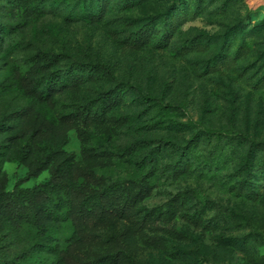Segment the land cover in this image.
<instances>
[{"label":"rangeland","instance_id":"1","mask_svg":"<svg viewBox=\"0 0 264 264\" xmlns=\"http://www.w3.org/2000/svg\"><path fill=\"white\" fill-rule=\"evenodd\" d=\"M174 8L179 13L185 8L187 15L166 45L153 42L134 47L127 41L139 26ZM263 20L264 0H148L93 23L68 22L53 14L41 16L26 38L30 46L3 66L5 69L23 71L26 55L43 51L67 55L70 62L100 63L114 81L98 78L67 90L43 110L21 120V133L43 117L50 128L35 139L28 155L24 154L28 150L24 139L8 138L12 145L0 157V187L11 191L16 185L31 188L47 181L48 171L29 179L28 163L51 142L65 143L63 150L74 155L76 167L99 173L105 170L118 179L129 172V157L121 156L120 151L135 141L153 143L135 154L141 160L160 140L186 147L197 139L189 173L174 178L177 157L169 153L161 157L156 189L143 208L167 209L178 197L189 201V213L202 209L211 224L191 223L183 213L168 225L158 222L161 230L147 234H158L171 244L140 245L135 238L137 264H264V189L258 198L249 200L233 193L228 183L240 172L241 157L248 149V145L229 144L230 137L240 135L245 144H264V31L248 34ZM200 38H204L202 45L183 48ZM242 44L247 48L240 50ZM117 86L130 89V100L116 107L105 122L71 120L78 105L95 92ZM141 95L154 101L143 103ZM13 99V95L0 99V117ZM122 115L134 116L118 122ZM211 159L221 163L218 171L209 170ZM130 225L123 221L119 227ZM170 229L189 238L170 237L165 232ZM18 254L0 243V259Z\"/></svg>","mask_w":264,"mask_h":264},{"label":"trees","instance_id":"2","mask_svg":"<svg viewBox=\"0 0 264 264\" xmlns=\"http://www.w3.org/2000/svg\"><path fill=\"white\" fill-rule=\"evenodd\" d=\"M147 1L0 0V99L5 95L14 98L0 117V157L12 145L7 143L9 137L24 139V148L28 149L24 154L31 153L35 139L50 128L49 121L43 117L26 133H21L19 123L33 112L43 110L55 96L98 78L114 81L112 73L100 63L70 62L67 55L43 51L29 52L23 62V71L16 73L5 69L3 66H8L14 56L30 46L26 38L34 30L36 20L45 14H53L68 22H101L111 13L125 12ZM186 15L185 8L181 13L176 8L163 10L139 26L127 41L134 47L153 42L166 45ZM259 31H264V20L259 26L251 27L248 34L253 36ZM203 39L183 48L195 47ZM224 43L226 45V40ZM244 48L247 46L242 44L239 49ZM129 94L130 89L126 86L99 90L78 105L71 120L84 124L105 122L116 107L130 100ZM140 98L143 103L154 101L144 95ZM160 108L164 110V106L160 105ZM133 116L122 115L116 120L128 121ZM217 136L221 142V134ZM233 142L248 145V149L241 157L240 172L228 182L231 191L255 200L264 189V144L253 141L245 144L240 135H232L229 144ZM197 143L198 140L193 139L186 147H181L175 141L160 140L144 159L136 160L135 154L153 143L135 141L120 151L121 156L129 157L127 176L113 179L105 170L99 173L95 169L76 167L74 155L63 150L65 143L51 142L42 154H35L33 162L28 163L29 179L48 171L47 181L31 188L16 185L11 191L0 187V243H5L8 250L19 251L14 258L4 256L0 264H137L135 238L139 239L140 245L170 243L158 234H147L161 230L158 222L168 225L183 213L191 223L202 227L211 224L202 209L189 213V201L178 197L167 209L143 208L144 201L156 189L161 157L166 153L177 157L172 169L174 178L189 173L191 155ZM220 164L218 159H211L207 165L209 170L218 171ZM123 221H129L131 225L119 227ZM165 232L170 237L189 238L173 229Z\"/></svg>","mask_w":264,"mask_h":264}]
</instances>
